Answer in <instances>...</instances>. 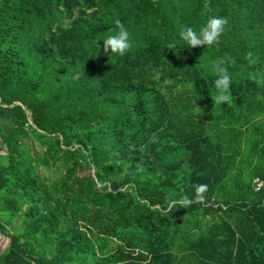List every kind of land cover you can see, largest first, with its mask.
<instances>
[{
    "label": "trees",
    "instance_id": "1",
    "mask_svg": "<svg viewBox=\"0 0 264 264\" xmlns=\"http://www.w3.org/2000/svg\"><path fill=\"white\" fill-rule=\"evenodd\" d=\"M3 141L0 264H264V0H0Z\"/></svg>",
    "mask_w": 264,
    "mask_h": 264
},
{
    "label": "clouds",
    "instance_id": "2",
    "mask_svg": "<svg viewBox=\"0 0 264 264\" xmlns=\"http://www.w3.org/2000/svg\"><path fill=\"white\" fill-rule=\"evenodd\" d=\"M116 27L119 29L115 35H108L103 39V48L105 53H113L120 56L125 55L132 47L130 42V36L128 30L124 24L116 19L114 21ZM228 19L226 17L213 16L208 19L206 25L202 26L197 32L192 27L184 26L179 36L181 40L185 42L189 47L195 48L198 46H212L218 43L220 36L225 32ZM174 46V45H172ZM246 59L249 60L250 64H255L253 54L251 52L246 54ZM224 61L217 60L213 64V69L217 75L214 81L216 92L211 96L214 104L220 105L224 103H231L232 96L230 95V87L232 84L231 76L226 67H223ZM152 143L156 142V137L151 138ZM195 196L189 198L187 195L181 196L179 199L168 198V210L174 208L177 204L182 207H188L194 202H203L205 199V193L208 191V186L205 184L195 185Z\"/></svg>",
    "mask_w": 264,
    "mask_h": 264
},
{
    "label": "water",
    "instance_id": "3",
    "mask_svg": "<svg viewBox=\"0 0 264 264\" xmlns=\"http://www.w3.org/2000/svg\"><path fill=\"white\" fill-rule=\"evenodd\" d=\"M3 144L5 148L0 150V152L8 151L7 143L3 141ZM0 234H1V242H0V254H1L6 248L7 244L9 243V237L4 233H2L1 229H0Z\"/></svg>",
    "mask_w": 264,
    "mask_h": 264
},
{
    "label": "rangeland",
    "instance_id": "4",
    "mask_svg": "<svg viewBox=\"0 0 264 264\" xmlns=\"http://www.w3.org/2000/svg\"><path fill=\"white\" fill-rule=\"evenodd\" d=\"M248 164H249V162L247 160H245L243 165H242V168L246 172V174L249 172V165ZM256 181H257V178H256ZM257 187L259 188L260 186L258 185Z\"/></svg>",
    "mask_w": 264,
    "mask_h": 264
},
{
    "label": "built area",
    "instance_id": "5",
    "mask_svg": "<svg viewBox=\"0 0 264 264\" xmlns=\"http://www.w3.org/2000/svg\"><path fill=\"white\" fill-rule=\"evenodd\" d=\"M257 182H258V185L259 186H262L263 185V181L262 180H259V178H257Z\"/></svg>",
    "mask_w": 264,
    "mask_h": 264
}]
</instances>
